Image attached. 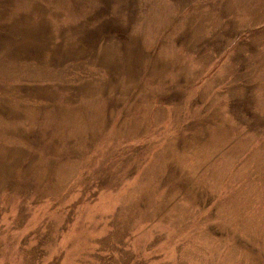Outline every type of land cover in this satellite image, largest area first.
I'll use <instances>...</instances> for the list:
<instances>
[{
    "label": "rangeland",
    "instance_id": "obj_1",
    "mask_svg": "<svg viewBox=\"0 0 264 264\" xmlns=\"http://www.w3.org/2000/svg\"><path fill=\"white\" fill-rule=\"evenodd\" d=\"M0 264H264V0H0Z\"/></svg>",
    "mask_w": 264,
    "mask_h": 264
}]
</instances>
